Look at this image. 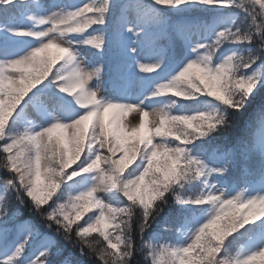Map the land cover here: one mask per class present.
Masks as SVG:
<instances>
[{
	"label": "snow or ice",
	"instance_id": "1",
	"mask_svg": "<svg viewBox=\"0 0 264 264\" xmlns=\"http://www.w3.org/2000/svg\"><path fill=\"white\" fill-rule=\"evenodd\" d=\"M0 264H264V0H0Z\"/></svg>",
	"mask_w": 264,
	"mask_h": 264
},
{
	"label": "rangeland",
	"instance_id": "2",
	"mask_svg": "<svg viewBox=\"0 0 264 264\" xmlns=\"http://www.w3.org/2000/svg\"><path fill=\"white\" fill-rule=\"evenodd\" d=\"M136 118V114L135 113H130L128 116V120H134Z\"/></svg>",
	"mask_w": 264,
	"mask_h": 264
}]
</instances>
